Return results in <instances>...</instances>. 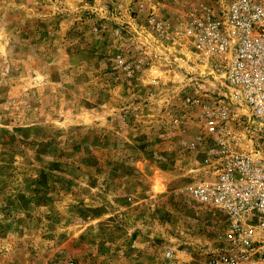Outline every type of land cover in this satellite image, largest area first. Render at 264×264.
I'll list each match as a JSON object with an SVG mask.
<instances>
[{
    "label": "rangeland",
    "instance_id": "rangeland-1",
    "mask_svg": "<svg viewBox=\"0 0 264 264\" xmlns=\"http://www.w3.org/2000/svg\"><path fill=\"white\" fill-rule=\"evenodd\" d=\"M194 1L0 0V264H160L221 244L219 210L190 192L209 176L182 98L215 89L148 21L167 34Z\"/></svg>",
    "mask_w": 264,
    "mask_h": 264
},
{
    "label": "built area",
    "instance_id": "built-area-1",
    "mask_svg": "<svg viewBox=\"0 0 264 264\" xmlns=\"http://www.w3.org/2000/svg\"><path fill=\"white\" fill-rule=\"evenodd\" d=\"M148 21L200 69L203 89H215L182 98L199 108L209 176L191 195L223 217L221 244L181 258L167 248L160 264H264V0H195L167 34Z\"/></svg>",
    "mask_w": 264,
    "mask_h": 264
}]
</instances>
